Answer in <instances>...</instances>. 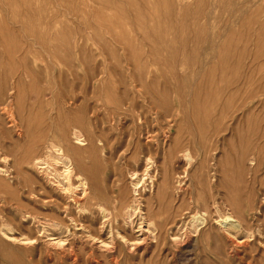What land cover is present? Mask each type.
<instances>
[{
  "label": "rangeland",
  "instance_id": "1",
  "mask_svg": "<svg viewBox=\"0 0 264 264\" xmlns=\"http://www.w3.org/2000/svg\"><path fill=\"white\" fill-rule=\"evenodd\" d=\"M109 1L113 5H105V0H0V16L10 17L0 24L18 22L36 29L48 28L44 35L34 31V35L31 31L15 36L0 33V78L5 77L3 72L6 79L11 78L8 81L21 77L24 103L35 95L37 88L41 91L52 87L59 98L77 95L82 100L85 96L89 105L86 118L92 120L90 109L94 108L102 117L117 95L127 89L138 98V92L144 91L146 99H140L145 105L156 99L157 108L162 107L159 116H150L145 106L143 110L148 113L141 110L142 121L135 132L129 130V121L115 120L103 129L101 124L95 128L110 141L116 137L118 128L128 131L129 136L125 135L117 148L108 147L105 156L98 151L96 170L91 175L83 172L87 197L81 203L66 199L72 204L75 220L64 217L69 228L62 234L66 238L65 248L47 242L46 234L58 231L22 220L20 202L30 207L33 203L27 200L28 196L35 199L38 190L33 195L27 192L24 197L23 189L13 183V198L6 193L10 180L0 173V198L13 199L10 200L12 208L3 211L10 216L12 233L19 238H33L28 243L24 242L27 240H0V264H115L114 261L118 264H264V155L263 161L249 163L251 152L264 153V148L252 145L251 149L254 148L245 160L240 159L246 146L243 141L247 136L245 113L236 112V118L230 121L239 96L228 105L231 93L237 91L240 78L250 67L249 62L258 64L264 59V32L260 30L264 16L250 18V13L256 11L264 15V0H181L179 5L184 16L172 21L163 19L161 23L177 29L186 27L188 33L185 37L172 35L175 47L171 49L160 48L156 43V56H165V61L159 62L153 59L155 38L147 44L132 10L138 6L147 11L151 8L148 0H132L134 6L128 0ZM68 7L89 13L105 10L111 20H101L93 13L80 18L61 16L50 21L39 15L24 17L21 21L13 18L31 9L66 13ZM108 26H115L118 34L127 29L118 37L114 31H108ZM142 80L145 82L140 83ZM152 80L158 83L153 90L155 95L150 92ZM175 94L184 100L179 103ZM251 104L253 115L261 119L264 130V87ZM88 119L86 129L93 131L94 122L91 127ZM4 142L0 133V168L8 167ZM81 151L86 164L91 166L87 152ZM186 151L192 156L191 162L183 157ZM146 158L150 159L148 165ZM134 172L136 176H132ZM78 190L77 196L82 194ZM99 206L104 208L105 218ZM130 206L139 208L144 220L139 219L138 212V216H133V223L128 224L126 210ZM42 211L62 217L48 208ZM230 212L242 223L238 231L225 229L224 214ZM196 213L204 214L205 221L192 230L190 219Z\"/></svg>",
  "mask_w": 264,
  "mask_h": 264
},
{
  "label": "bare ground",
  "instance_id": "2",
  "mask_svg": "<svg viewBox=\"0 0 264 264\" xmlns=\"http://www.w3.org/2000/svg\"><path fill=\"white\" fill-rule=\"evenodd\" d=\"M128 1H129L130 5L134 6V3L132 0H128ZM2 2H3V0H2ZM37 2L39 3V1H37ZM33 3H32V5H33ZM144 3H143V5H144ZM181 3H182L181 0H161L160 2H158L157 0L156 1L148 0V5H150L151 8L149 7V9H147V11L140 10L138 8V6L132 7L133 8L132 10L134 11L133 15L137 18V21H139V26H138L139 28L138 29H140L141 35H143V37L146 39L147 44L149 45L150 39L152 37L155 38L154 41L152 42L154 61H157V62H159V60L165 61V56L162 58L159 56H156L157 53H156V50H154V49L158 48L156 46V43L160 45V48L164 47L167 49H171V48L175 47V43L173 44L172 35L185 37L188 33V30L186 27L184 28L183 26H179L177 29V28H173V26H171V25L167 26V25H163L161 23L163 19H164V21H167L168 19L170 21H172V19L174 20L175 18H181L182 16H184L183 14H185V13L184 12L182 13L183 8L179 5ZM2 4H5V3H2ZM104 4L105 5L106 4H112L113 5V3L109 0H105ZM135 4H137V3H135ZM21 5H23V4H21ZM145 6H146V4H145ZM177 6H179L180 8H177ZM139 7H141V6H139ZM156 7H158V8H156ZM58 10H60V9H58ZM104 11L100 12L99 9H96V10H92L91 13H93L94 16L96 15L97 18L99 17L101 20H111L110 15H107V13L106 12L104 13ZM25 13H26L25 15L19 14L18 17H13V18H15L18 21H21L22 19H24V17H30V16H34V15L37 17V15H39L41 17H44L43 18L44 20L50 21L52 18L57 19V18H60L61 16L71 15L72 17L80 18V17H84V16L86 17V16L91 14V13H89L88 10L83 11L82 9L77 10V9L69 8V7H68V12H66V13H59L57 11H53L50 13V9H49V13L46 12L45 10L40 11L38 9L37 10L31 9ZM8 14H9V12L7 13V15ZM231 14L233 16L236 15L235 12H231ZM7 15H5V16H7ZM250 15H251V17H250L251 19H257V16L258 17L264 16V15H260L259 11H256V13L255 12L250 13ZM111 16H113V15H111ZM7 18L10 20V17H1L0 16V21L4 20V19H6V21H7ZM31 18H34V17H31ZM9 20H8V22H9ZM147 22H150V23L145 24ZM100 26H101V24H100ZM102 26H105V28H106L105 24H103ZM114 27L108 26L107 29H108V31H111V32L114 31V34H116L118 37L120 35H123V33H125V29H127V28L122 29L123 33L118 34V31ZM126 27H127V25H126ZM95 30H97V29H95ZM260 30L264 32V23L262 24V27L260 28ZM25 31H29V32L31 31V33L34 31L35 33H38L39 35H44V33L48 31V28L42 27V28L36 29V28H32V26H26V25H24L22 23L20 24L18 22L13 23L11 25L0 24V33L1 34H12L15 36V35L21 34V33L25 34L24 33ZM176 31H178V32H176ZM94 42H95V40H94ZM30 44L31 43H29V45ZM184 45H185V43H184ZM105 48H107V47L105 46ZM142 49H143V46H142ZM151 51H152V48H151ZM160 52L162 53V51H160ZM256 56H258V55L256 54ZM139 57L141 58V56H139ZM222 58H223V56H222ZM137 60L140 61V59H137ZM206 62H207V59H206ZM249 63H250L249 69H247L245 74L243 75V77L240 78V80H241L240 84H237V86H236L237 91L234 89L235 92H232L229 99H228V105L233 104L232 102H234L233 100L235 99V97L239 96V97H237L238 99L235 102V104L233 105L234 111H232L233 113L229 116L230 121H234V119L236 118V112L245 113L244 119H245V123L247 125V136L245 139H243L246 146L244 145L245 147L240 154V159H242V161L245 160L244 158H246V155L249 152H251L254 147H258L259 149L264 148V142H263L264 130L261 129V119L259 117L257 118V116L255 117L253 115V112L251 109V106H253L251 103L253 102L254 98L259 94L260 90L264 87V82H262V79L264 77V71H263L264 59L262 60V62H259L258 64H256V63L251 64V62H249ZM253 65H256V66H253ZM251 67H257V68H251ZM211 69H215V67L212 66ZM5 70H7V69H5ZM7 71H9V70H7ZM12 72L13 71H11V73ZM3 73H5V72H3ZM3 73H2V75H3V77L4 76L5 77L0 78V131H1L0 133L3 135V141H5L3 143L4 146H2V147L5 148V151L7 153L6 158L8 160V163H7L8 167L7 168H0V173L5 174L7 176V178L10 180V183H9V186L6 190V193L10 194L14 198L15 191L13 189V183L17 184L16 187H20L21 189H23V191H22L23 195L22 196H24V197L27 196L26 195L27 192H28V195L29 194L33 195L37 189L38 194H35V196L37 195V197H35V199H33V197L28 196V199H27V200H29V202H32L33 205H31L29 207L30 204H23L20 202V208L22 210V215H21L22 220L24 222L31 221L33 224H37V226L41 224L43 227L47 226V227H50L52 230L58 231V232L47 233L46 234V236L48 237L47 242H49V244H51L53 246H56L59 248H65L66 238H63L62 234L68 232L69 228H68V225L65 221L66 219H64V217H67V219L70 221L75 220V218H73L74 216L72 215V211H71V205L72 204L70 205V203L67 202L66 199L72 198V200L74 202L81 203L80 200L87 197V180L83 176V172L87 171L88 174L91 175L96 170V167L98 166V160L96 159L97 152L100 151L102 153V155L105 156L106 149L108 147L111 146L112 148H117L118 146H120L122 144V141H123V138L125 137V135L126 136L128 135V131L123 130V128H121L119 130V128H118V132L116 133L117 135H116V137L115 136L113 137V140H111L112 141L111 142L110 139H108L105 136V134H103V132H97L95 130V128L98 126L100 127V124H101L102 129H103L105 124L113 123V121H115V120L117 122L119 121V123H121L120 121H122V122H124V121L128 122L129 121L131 124V126L129 124V126H130V128L128 127L129 130L135 132L137 128L139 129V126H140L139 121H142V119H141V117L143 116L142 114L144 112L146 114L148 113L147 111L143 110L145 106L147 107L148 111L150 112V116L153 114H158V116H159L161 114L159 112V109H161L162 107L159 109L157 108L158 105H156V103H155L156 99H155V101H152L151 103L145 105L141 100L142 98L146 99L145 93H143L144 91L138 92V94H139V98H138L132 92H130L129 90H127L125 88L126 90L123 91V94L117 95L118 97H116L114 104L110 105L108 111L106 110L107 112L104 113L102 117L100 115L101 113L98 115V112L95 111L94 108H93V110L90 109V112L92 114L91 115L92 120H90V119L86 118L87 112L89 111L88 110L89 105H88V102H87V99L85 96L82 98V100H79V97L77 95L69 96V95L64 94L65 96L61 95L60 96L61 98H59L56 94L53 93V89L51 90L52 87L49 86L51 88L45 87L46 89L41 90V91L37 90L38 89L37 88L35 95H33L31 97V99L28 100V103H24V100H23L24 97L23 96L25 94L22 95V92H21V86L23 83L21 77H19V75H18L19 79H16L18 77H15V78L13 77L14 80L8 81V79H11V78L6 79L7 75H6V73L5 74H3ZM16 73H18V72H16ZM23 74H24V72H23ZM8 76L10 77V75H8ZM212 80H213V78H212ZM143 82H145V81L142 80V82H140V83H143ZM157 84H155V80H152L150 92H152L153 90H155L157 88ZM125 85H126V83H125ZM235 85H236V83H235ZM253 89H256L255 92H253ZM210 90H212V89H210ZM30 91L33 94V90H30ZM208 93L211 95L210 92H208ZM148 94H149V96L151 95L150 93H148ZM153 95H155L154 91H153ZM153 97H155V96H153ZM161 97H162V95H161ZM175 99L179 103H181L183 98H181V96H179V94H177V95L175 94ZM199 99H200V97H199ZM36 101H38L37 106L35 105ZM79 101H80V106H78ZM167 103H169V101ZM77 106H78V108H77ZM106 106H108V105H106ZM156 109H157V111H156ZM141 110H143L144 112H141ZM87 119H88L91 127H92L91 123L94 122L93 123V131H92V129H90V127H88V129H90V130L86 129V120ZM117 122H115V123L117 124ZM112 128L115 130L117 129V127H115L113 125H112ZM218 129H220V128H218ZM131 131H129L130 134H132ZM141 131H142V129H141ZM126 139H128V138H126ZM132 142H133V140H132ZM1 144H2V142H1ZM83 145L85 147H81ZM127 145L128 144H126V146ZM252 145H254V147L251 149ZM84 149L87 152L88 157L91 160V166H88L86 164L84 158H83V154H82L83 151H81V150H84ZM134 149H135V147H134ZM110 151H111V149H110ZM136 151H137V149H136ZM139 152H141V151H138L137 153H139ZM170 152H171V150H170ZM17 153L20 154L19 158L16 157ZM251 153L253 154L252 158H251V156L248 155L250 157V159H249L250 164L254 165V163H256L258 161H261V160L263 161L264 153H261L260 150L258 152H251ZM168 154H165V155H168ZM183 157L185 158L186 162H191V160H192V156H191L189 151H186L183 154ZM171 159H170V161H171ZM146 160H147L146 165H148L150 163L149 162L150 159L146 158ZM17 164H19L21 166H19ZM108 164H106V165H108ZM147 168L148 167H146V169ZM185 171H187V170H185ZM248 173H249V171H248ZM135 174H136L135 172L132 173V176H136ZM23 175H25L26 178ZM134 184L137 185L138 180ZM77 187L82 191V194L79 193L80 197L77 196L78 195L77 193L79 192ZM53 191H56V193ZM233 196H235V195H233ZM10 200H13V199H9V198H7V196L6 197L3 196V198H0V202H2V203H0L2 206V208L0 209V240H2V239H8L11 241L27 240L24 242L28 243L29 240L32 241L31 239H33V238L29 237V236H23L22 238L16 237L12 233L14 230V227L10 222L11 221L10 216L7 213L3 214L4 210H8L9 208H12L11 207L12 201H10ZM21 200L24 201L23 199H21ZM110 201H109V203H110ZM25 202H27V201H25ZM98 204H99V202H98ZM100 206H101V204H100ZM42 208H48L51 210V212L53 210L54 213L58 212L59 214H62V217L57 215V214H52V213H48V212L45 213L42 211ZM84 208H86V207H84ZM99 209H100V213L105 218L107 215L105 213L104 208L100 207ZM137 209H139V208H136L135 206H130L126 210L127 223L128 224L133 223V221H134L133 216L134 217L138 216V212H140V209H139V211ZM141 212L139 213V216H140L139 219L142 220L143 214ZM204 216H205L204 214H197V213L195 215H193L190 219V228L192 230L193 229L196 230L198 228V226H200L202 223H204V221H205ZM224 216L226 217V220L224 222V225L226 226V228H225L226 230H237L238 231L241 229L242 223L239 221V219L233 217L234 215L232 212L226 213V214H224ZM146 219H147V217H146ZM101 220H102V218H101ZM111 221H113V220H111ZM104 223L105 222L103 221V224ZM150 224H151V222H150ZM38 230L41 231V228H38ZM100 232H101V230H100ZM89 236L91 238H93L94 240H98L100 243H105V241L103 239L101 240L99 237H97L95 235L89 234ZM0 244H1V242H0ZM73 262L75 263V262H77V260L74 258ZM114 263L118 264V261H114Z\"/></svg>",
  "mask_w": 264,
  "mask_h": 264
}]
</instances>
